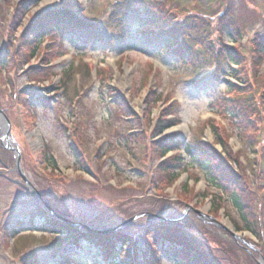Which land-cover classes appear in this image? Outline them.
<instances>
[{
  "label": "rangeland",
  "instance_id": "374dc122",
  "mask_svg": "<svg viewBox=\"0 0 264 264\" xmlns=\"http://www.w3.org/2000/svg\"><path fill=\"white\" fill-rule=\"evenodd\" d=\"M219 1L0 0V264L63 260L64 254L53 255V237L27 224L47 197L62 203L76 222L101 217L109 221L97 226L106 230L129 221L121 230L136 242L128 247L134 257L139 245L146 254L160 253V264H186L168 246L184 241L214 264H262L260 244L245 231L238 209L184 154L191 147L194 158L203 159L201 142L219 154L223 148L214 140L221 138L224 150L238 154L253 191L246 202L257 208L253 195L259 199L255 184L261 180L250 174L264 161V118L252 117V128L242 131L247 115L239 110L237 123L229 109L239 91L258 106L264 95V55L257 58L264 0H231L222 14ZM64 9L92 44L71 42L68 22L42 19ZM229 17L231 34L219 32L218 23ZM181 21L189 26L184 49L167 45L165 37ZM39 26L51 29L31 42L29 35ZM216 39L221 47L212 44ZM227 50L241 68L228 63ZM165 119L174 128L159 134ZM171 135L179 145L163 146ZM164 149L170 153L162 157ZM169 161L176 167L174 178L164 171ZM261 217L264 222V211ZM165 224L180 227L184 235L174 237ZM157 231L166 233L163 247ZM235 243L243 249L236 250ZM93 253L86 246L65 257L69 264H107ZM142 255L135 264H144Z\"/></svg>",
  "mask_w": 264,
  "mask_h": 264
},
{
  "label": "trees",
  "instance_id": "16d2710c",
  "mask_svg": "<svg viewBox=\"0 0 264 264\" xmlns=\"http://www.w3.org/2000/svg\"><path fill=\"white\" fill-rule=\"evenodd\" d=\"M231 0H227V3H225V0H220V6H224V10L220 13H227L228 12V5H230ZM69 6V5H66ZM65 12V13H64ZM57 14L51 16H47L42 18L46 23L48 21H60L63 24L68 22L69 30L66 33V36H70L69 38L72 41H78V43L82 44H92L91 39H86L88 35V32L84 28L83 30L79 28L78 26L74 25L72 22V18L68 16V12L64 10L56 11ZM61 13V15H59ZM229 15V14H228ZM225 17V16H224ZM223 17V18H224ZM61 19V20H60ZM217 24V23H216ZM218 31L222 33L230 32V28L234 27L232 24V19L229 17L227 20H223L218 23ZM66 27V26H65ZM187 25L186 21L176 22L173 23L171 27H169L167 33L165 34V37L167 38V45L173 43L175 45V48L184 49L187 46L186 40L183 39V35L185 31H187ZM193 28H195L193 26ZM51 29V26L48 28ZM48 29L42 30V27H36L31 31V34L29 35L30 38H34L31 40V42H35L37 38H39L42 33L46 32ZM55 29V28H54ZM55 31L58 34H61V30L59 28ZM238 32V31H237ZM43 33V34H44ZM73 33H76L73 35ZM219 36L218 38H220ZM217 38V39H218ZM213 41L212 44L216 43L218 47H221L218 40ZM215 46V45H214ZM257 47H258V56L264 55V36L260 37L259 40H257ZM216 48V47H215ZM185 50L183 52H180L182 54H185ZM36 53V52H35ZM4 54L0 56V58L3 57ZM225 59L228 61L229 64L235 65L237 68H241V64L238 61L239 59L236 57L235 53H232L231 51L227 50L225 52ZM254 57V56H253ZM234 74V72H232ZM245 77H242V79ZM242 79H240L242 81ZM245 83V81H243ZM240 97L238 98L236 103H233L230 107L229 115L231 119H234L238 122L241 121V116H239V110H244L245 114L247 115L246 121H241V127L242 131L247 130L248 125H251V122L253 121V118L262 117L264 118V95H260L261 98V104L260 106L256 105L253 101V97L251 95H248L246 93H243L239 91ZM246 94V95H245ZM32 98V95L30 96ZM258 108H260V111H258ZM123 109V108H122ZM171 120L165 119V126L158 132L159 134L163 133L165 130L173 127L172 123H170ZM264 124V122H263ZM213 127L216 129V125L213 123ZM252 128V127H251ZM250 132H254V130H250ZM255 134V133H254ZM255 138V137H254ZM166 140L163 141V146H168L171 144V148L179 145L180 140L177 136L171 135L170 137H166ZM245 141H247V144L249 147H252L250 145V141H252L248 135H245ZM221 138H215L214 141H216L218 145H220L223 149L221 153H217L214 150H211L207 146H205L202 142L201 145L204 146V149L200 146V153L202 154V158L195 159L194 154L196 155L197 152L190 149L191 147H187L184 151L185 155L187 157L189 156L191 160H195V162H198L200 164V167L205 171V173L210 177L211 182L216 186L219 193L222 192L226 193V199L231 203V205L235 206L239 213L240 217L242 218V221L244 223V229L246 232L251 234L256 240L257 244H260L259 252L261 253V256L264 258V222L263 218L261 217L262 212L264 211V161L262 162H256L254 166V174H250L252 178H256L261 180L260 183H256L255 187L257 188L259 194V199L257 192L253 195V200L256 201L257 208L255 209L253 207V204L251 202H246L248 197L251 196L253 191L248 189V177L244 173V167L241 165V163L238 161V154L233 157L230 153L227 152V150H224L223 144H222ZM222 144V145H221ZM169 147V148H170ZM170 152L169 149H164L162 152V157H165ZM199 155V154H198ZM223 155V156H222ZM254 157L256 158V152H253ZM182 157V156H181ZM193 157V158H192ZM175 157H173L174 159ZM181 159V158H180ZM175 160V159H174ZM248 162L252 160H247ZM177 162V160H175ZM171 161L167 162L164 167L165 172H171V177H176L177 173L175 172V164L171 165ZM235 164L237 167H235ZM239 167V169H238ZM262 178V179H261ZM223 194V193H222ZM215 198L220 197H212L213 200ZM45 202L53 209V211L56 214V217H51L49 213L46 211L44 205L41 203L36 204V209L38 211V214L35 216L30 215L28 219H30V222H28V226L32 229V231H38L41 234H50L52 239V248L53 249V255H60V254H72L76 250L79 252H82L86 246L88 248H93L94 253L91 254L92 258H97V260L104 261L107 264H115V262L118 260L119 264H135V259H139L140 254L143 252V263L144 264H160L158 257V253L154 255V251L150 250L149 253H145V249L141 248L139 245H135V257L130 254V248L132 245H134L136 242L133 241L124 231H113L110 232L109 235L101 234L97 231H89L82 229L73 223L76 222L73 219L70 218L71 215H69L66 211L63 210L62 203H57L55 200H52L50 198H45ZM258 203V204H257ZM66 210V209H65ZM67 220V221H64ZM32 221V222H31ZM109 220L102 219L101 217L96 219L89 220L86 224L83 223L82 218L78 220L79 224L84 225H93L94 223H98L95 225H102L104 222H108ZM186 222H183V224ZM104 225V224H103ZM23 226V225H21ZM163 228L170 230L171 235L174 237L183 236V233H180L181 228L176 227L174 224H165L161 225ZM188 228H190V225H187ZM184 227L185 224H184ZM5 232V228L3 230ZM202 231V230H201ZM9 232V231H6ZM17 231L12 229L11 236L13 237L14 234H16ZM199 233V232H198ZM200 234V233H199ZM156 239L160 241V244L167 243L165 242L161 235H166L163 232L157 231L156 233ZM86 244V245H84ZM156 245V243H153ZM168 246L172 248L174 255L176 256V260L181 259L180 261H184L186 264H214L208 256L204 253V251H200L199 249H194L193 245L180 241L179 243H174L171 241H168ZM165 244L162 245V247ZM234 248L236 250H242L243 248L235 243ZM127 250V251H126ZM162 251V250H161ZM160 251V252H161ZM147 252V251H146ZM162 253V252H161ZM179 262V261H178ZM55 264H66L62 260L56 262Z\"/></svg>",
  "mask_w": 264,
  "mask_h": 264
},
{
  "label": "water",
  "instance_id": "95a60500",
  "mask_svg": "<svg viewBox=\"0 0 264 264\" xmlns=\"http://www.w3.org/2000/svg\"><path fill=\"white\" fill-rule=\"evenodd\" d=\"M4 117V116H3ZM4 119H5V121H6V123L8 124V122H7V119L4 117ZM7 132H5V134H6ZM5 136V135H4ZM4 141H8V137H7V135H6V138H4ZM8 142H10V141H8ZM19 171V170H18ZM19 173H20V175H21V177H22V179L24 180V182L29 186V187H31V185H30V183L25 179V177L23 176V174L19 171ZM35 195L39 198V196H38V193L37 192H35ZM41 200V199H40ZM44 205H45V207H46V209L48 210V212L51 214V215H54V213H53V211L44 203ZM187 209H189V207H187ZM196 214L198 215V216H200L201 218H204V219H207V220H209V221H211L212 223H214V224H216V225H218L215 221H213L210 217H208V216H203L202 214H200L199 212H196ZM160 221H164V222H173L174 220H167V219H163V218H160ZM128 222L129 221H125V222H123L122 224H120L117 228H115V229H121L122 227H124L125 225H127L128 224ZM83 228H85L86 230H90V228L89 227H83ZM112 230H114V229H112ZM224 230L225 231H227V232H229V234H230V236L232 237V238H237L236 237V235H235V233H233V232H231V231H229L228 229H225L224 228ZM111 231V230H110ZM103 233H105V234H107L109 231H102ZM259 258H260V261L262 262V264H264V259L261 257V256H259ZM258 264H260L259 262H258Z\"/></svg>",
  "mask_w": 264,
  "mask_h": 264
},
{
  "label": "bare ground",
  "instance_id": "6f19581e",
  "mask_svg": "<svg viewBox=\"0 0 264 264\" xmlns=\"http://www.w3.org/2000/svg\"><path fill=\"white\" fill-rule=\"evenodd\" d=\"M121 82H122V80L120 79V80L118 81V84L121 85ZM5 132H6V128H5L4 125H2V128H1V134H2V136L5 135ZM6 144H8V141L6 142Z\"/></svg>",
  "mask_w": 264,
  "mask_h": 264
}]
</instances>
